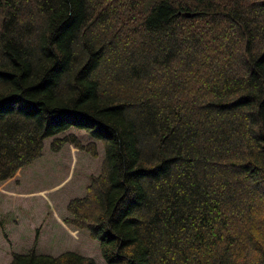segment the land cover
Masks as SVG:
<instances>
[{
	"label": "trees",
	"instance_id": "trees-1",
	"mask_svg": "<svg viewBox=\"0 0 264 264\" xmlns=\"http://www.w3.org/2000/svg\"><path fill=\"white\" fill-rule=\"evenodd\" d=\"M95 1L0 0V180L70 129L103 145V263L8 264H264V0H126L116 30Z\"/></svg>",
	"mask_w": 264,
	"mask_h": 264
},
{
	"label": "rangeland",
	"instance_id": "rangeland-1",
	"mask_svg": "<svg viewBox=\"0 0 264 264\" xmlns=\"http://www.w3.org/2000/svg\"><path fill=\"white\" fill-rule=\"evenodd\" d=\"M95 5L102 12L96 22L107 19L111 30L118 28L113 16L117 18L124 8L120 25L125 28L126 0H96ZM120 35L126 41V32ZM69 132L73 137L68 142L56 145L52 137L45 139L40 157L0 180V264L27 250L53 255L73 250L103 263L99 242L87 225L96 213L94 195L102 180L103 145L82 130ZM77 200L78 206H86L87 216L70 208V201ZM261 216L264 225V210ZM247 259L256 262L257 256L252 252Z\"/></svg>",
	"mask_w": 264,
	"mask_h": 264
},
{
	"label": "water",
	"instance_id": "water-1",
	"mask_svg": "<svg viewBox=\"0 0 264 264\" xmlns=\"http://www.w3.org/2000/svg\"><path fill=\"white\" fill-rule=\"evenodd\" d=\"M186 15H192V14H186Z\"/></svg>",
	"mask_w": 264,
	"mask_h": 264
}]
</instances>
